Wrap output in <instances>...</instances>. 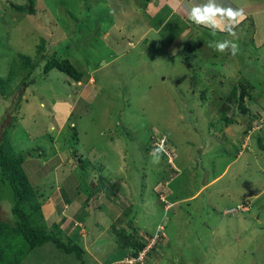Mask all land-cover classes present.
Wrapping results in <instances>:
<instances>
[{"label": "rangeland", "instance_id": "374dc122", "mask_svg": "<svg viewBox=\"0 0 264 264\" xmlns=\"http://www.w3.org/2000/svg\"><path fill=\"white\" fill-rule=\"evenodd\" d=\"M34 1L28 14L12 8L27 0H0V136L23 156L45 222L84 249L83 264H264V47L251 17L233 38L192 23V0ZM41 40L80 82L42 73ZM214 40H233L237 55ZM18 54L39 61L23 87L2 83ZM243 81L254 97L243 106L260 115L246 135L238 112L230 126L220 119ZM11 207L0 179V222ZM21 264L80 263L48 242Z\"/></svg>", "mask_w": 264, "mask_h": 264}, {"label": "trees", "instance_id": "16d2710c", "mask_svg": "<svg viewBox=\"0 0 264 264\" xmlns=\"http://www.w3.org/2000/svg\"><path fill=\"white\" fill-rule=\"evenodd\" d=\"M27 1L28 3L24 6L14 5L12 7L13 10L18 13L34 14L35 1ZM43 45L44 41L41 40V44L38 45V54L44 63L42 73L45 76L51 70H57L74 82L81 81L83 73L78 70L69 59H60L53 55L45 57L41 54ZM18 59L20 60L19 65L16 66V62L13 61L8 72V77L2 83L12 82L17 76L19 77V87L33 82L31 76L39 61L32 62L30 57L22 54H18ZM240 83L231 90L229 99L227 97V99L225 98V106H222L220 109V119H224L223 124L228 126L234 119L233 112H238V116L242 117L241 120L246 122L247 129L243 132V134L246 135L252 129V126H255L252 117H259L260 115L248 113V108L243 106V97H254L249 93L251 91L247 90V86L250 87V84L244 82V84L241 85ZM2 88H4L1 91L2 95L3 93L6 94V87L2 86L1 89ZM263 129L264 121L260 125V130L258 132ZM2 131L1 129L0 179L2 182L7 183L11 189V211L14 215V219L10 223L0 222V264H21L35 248L48 242H52L65 254H73L79 263L83 264L84 249L77 243L70 241L67 243L64 242L62 240V230L59 224L53 222L49 225L45 222L35 188L30 184L22 168L24 158L22 155L15 153L6 132ZM148 236V238H153V235L148 234ZM145 244L146 243L142 239L131 243V256L133 258L139 257L142 254L141 252L145 249Z\"/></svg>", "mask_w": 264, "mask_h": 264}, {"label": "clouds", "instance_id": "9594fccd", "mask_svg": "<svg viewBox=\"0 0 264 264\" xmlns=\"http://www.w3.org/2000/svg\"><path fill=\"white\" fill-rule=\"evenodd\" d=\"M189 19L196 25L209 28L212 36H215L219 30L235 38L237 35L235 29L245 19V13L242 8L225 6L223 0H204L203 3L195 4L190 8ZM208 46L219 53L228 51L233 56L239 51V45L233 40H214ZM162 153H166L163 141L150 153L151 162L159 164Z\"/></svg>", "mask_w": 264, "mask_h": 264}, {"label": "crops", "instance_id": "0c3cea01", "mask_svg": "<svg viewBox=\"0 0 264 264\" xmlns=\"http://www.w3.org/2000/svg\"><path fill=\"white\" fill-rule=\"evenodd\" d=\"M196 4V0H192ZM204 1V0H203ZM175 2V0H174ZM225 0H223V3ZM177 3V1H176ZM228 3H231L232 5H236L237 9H243L246 18L244 20H248L249 17H251V23L253 26V32L252 38L256 39L254 42V46L256 49L259 50V48L264 47V0H228ZM192 3L188 4L189 6H193ZM228 6H231L228 4ZM234 7V6H231ZM234 7V8H236ZM240 76V75H239ZM230 126V125H228ZM224 129H228L227 127H224ZM251 129V128H250ZM225 132V130H223ZM249 131V130H248ZM244 132V131H243ZM239 155V153H238ZM220 177L218 175L216 178L211 180L209 184L213 183L215 180H217Z\"/></svg>", "mask_w": 264, "mask_h": 264}]
</instances>
